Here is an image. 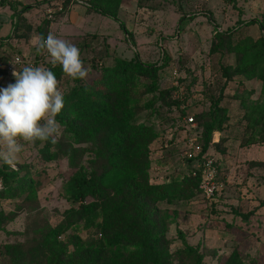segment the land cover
<instances>
[{"label":"rangeland","instance_id":"rangeland-1","mask_svg":"<svg viewBox=\"0 0 264 264\" xmlns=\"http://www.w3.org/2000/svg\"><path fill=\"white\" fill-rule=\"evenodd\" d=\"M87 1L10 0L18 9L31 6L15 30L12 8L0 4V88L15 83V77L4 69L13 56L35 60L38 66L52 65L48 54L38 53L34 43L44 21L48 22L47 34L52 32L80 49L89 70L82 83L99 76L102 65H112L115 57L130 59L138 53L143 61L160 64L165 53L169 60L160 72V86L171 88L169 95L146 108L152 94L143 86L136 93L141 106L136 120L154 124L159 134L150 145L151 182L186 173L184 143L190 135L186 114H194L198 126L202 123L199 115L207 113L212 101L222 95L221 104L230 117L223 132L213 133L210 148L221 184L217 195L208 199L201 192L171 203L157 202L170 259L173 264H189L178 253L188 244L204 253L203 264H224L236 253L245 264H264V143L252 142V131L246 128L240 105V98L248 96L239 86L243 77L227 81L221 74V66L235 64V55L211 50L217 29L236 27L241 20L264 21V0H122L118 17L131 36L120 29L117 20L90 10ZM239 33L257 39L263 30L257 23L239 26ZM58 81L64 94L78 84L64 74ZM244 83L245 89L255 90L252 99L264 102L259 81ZM172 98L180 101L179 107L169 106ZM183 109L186 114L181 118ZM64 119L69 124L57 120L61 125L57 143L26 144L20 155L15 169L21 174L28 169L36 186L32 193L0 201V264H46L34 247L45 232L64 221L66 209L77 206L67 199L66 182L80 167L99 172L105 163V130L92 129L86 134V127L70 115ZM221 137L227 139L220 141ZM115 187L108 186L103 192ZM234 210L247 213L248 219ZM72 232L62 233L61 241ZM77 232L83 239L96 236L94 230L80 228ZM13 244H21L16 253L6 249ZM119 249L128 252L132 248Z\"/></svg>","mask_w":264,"mask_h":264},{"label":"trees","instance_id":"trees-1","mask_svg":"<svg viewBox=\"0 0 264 264\" xmlns=\"http://www.w3.org/2000/svg\"><path fill=\"white\" fill-rule=\"evenodd\" d=\"M9 1L0 0V4L12 8V30H15L31 6L18 9L17 3ZM121 1L88 0L87 7L117 20L120 29L131 36L118 17ZM44 22L38 30L39 36L46 38L48 22ZM257 23L263 30L259 38L240 36L239 26ZM211 50L235 55V64L221 66V74L227 81L235 76L243 77L239 86L248 96L240 98V105L244 108L246 128L252 131V142L264 143V102L252 99L255 90L245 89L244 83L259 81L260 96H264V21L257 18L241 20L236 27L217 29ZM161 60L160 64L145 62L138 53L130 59L115 57L112 65H102L100 75L90 83L76 79L78 84L64 94V108L56 119L69 124L64 115H70L86 127V134L92 129H104L105 163L99 172L80 167L66 182L67 199L77 206L66 209L64 221L45 232L34 247L33 251L41 253L46 264H173L157 202L171 203L201 193L202 176L200 172L194 174L192 160L186 158L187 171L182 177L161 183L150 181V145L159 134L154 124L136 120L141 107L136 93L143 86L152 94L144 105L146 108H152L156 100L169 95L171 88L162 89L160 86V72L169 57L163 53ZM45 68L51 70L57 79L63 74L59 65H45ZM221 102L222 95L212 101L207 113L199 115L202 123L190 131L199 136L201 155H211L213 133L223 132L228 126L229 113ZM174 105L179 107L180 101L172 98L169 106ZM185 114L183 109L180 117ZM225 139L227 137H221L220 141ZM0 183V201L25 192L32 193L36 186L28 169L21 174L19 169L4 163L0 165ZM113 184L116 187L112 191L103 192ZM234 213L248 219L247 213L237 210ZM80 228L94 230L96 236L83 239L77 232ZM68 230L73 232L68 233L67 240L62 242L61 235ZM20 245H7L6 249L16 253L21 249ZM112 247L116 249L108 254ZM119 247L132 249L127 252ZM178 253L180 259L189 264H203L204 253L192 245L186 244ZM224 264L245 263L236 253Z\"/></svg>","mask_w":264,"mask_h":264},{"label":"clouds","instance_id":"clouds-1","mask_svg":"<svg viewBox=\"0 0 264 264\" xmlns=\"http://www.w3.org/2000/svg\"><path fill=\"white\" fill-rule=\"evenodd\" d=\"M38 53L46 52L53 66L65 76L86 80L80 49L52 32L34 41ZM15 83L0 88V162L15 169L26 144L57 143L61 125L57 115L64 108V93L56 75L43 66L14 70Z\"/></svg>","mask_w":264,"mask_h":264},{"label":"built area","instance_id":"built-area-1","mask_svg":"<svg viewBox=\"0 0 264 264\" xmlns=\"http://www.w3.org/2000/svg\"><path fill=\"white\" fill-rule=\"evenodd\" d=\"M1 8L2 7L0 6V10ZM36 62L37 61L35 60L32 61L23 56L16 55L13 56L10 61L5 63L4 69L7 73L12 74L14 70L20 71L27 65L38 66L39 64L37 65ZM184 119L189 126V131L197 127L194 114H186ZM185 137L184 157L192 160L194 174L200 172L202 176L200 189L203 195L208 199L213 198L221 190L215 159L211 155H201L202 144L196 133L190 132V135H186Z\"/></svg>","mask_w":264,"mask_h":264}]
</instances>
